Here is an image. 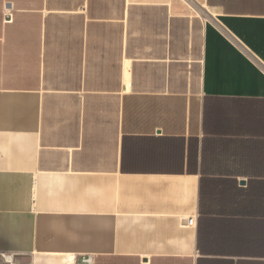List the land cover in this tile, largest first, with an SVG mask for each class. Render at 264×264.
<instances>
[{"label":"crops","instance_id":"1","mask_svg":"<svg viewBox=\"0 0 264 264\" xmlns=\"http://www.w3.org/2000/svg\"><path fill=\"white\" fill-rule=\"evenodd\" d=\"M0 264H264V0H0Z\"/></svg>","mask_w":264,"mask_h":264},{"label":"built area","instance_id":"2","mask_svg":"<svg viewBox=\"0 0 264 264\" xmlns=\"http://www.w3.org/2000/svg\"><path fill=\"white\" fill-rule=\"evenodd\" d=\"M9 10H11V9H10V4L8 3V5L6 7V12H5L6 16H11L12 15L11 12H9ZM11 19H12L11 17L8 18V21L11 20ZM194 224H195V220L194 219H190L189 222H188V225L192 226Z\"/></svg>","mask_w":264,"mask_h":264}]
</instances>
